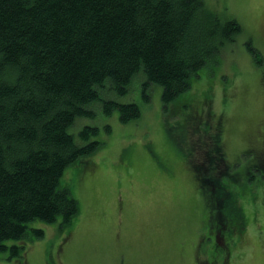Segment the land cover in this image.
<instances>
[{
	"label": "trees",
	"instance_id": "trees-1",
	"mask_svg": "<svg viewBox=\"0 0 264 264\" xmlns=\"http://www.w3.org/2000/svg\"><path fill=\"white\" fill-rule=\"evenodd\" d=\"M243 31L206 0H0V253L19 258L25 247L10 242L23 241L30 230L36 239L45 236L30 224L69 225L79 214L78 201L60 182L102 143L97 126L74 132L78 121L102 110L107 116L118 111L124 124L139 120V105L117 97L140 74L145 89L162 88L163 109L180 116V97L204 70L214 74ZM206 103L205 118L189 113L181 123V135L194 137L192 155L201 145L217 151V139L222 145L223 118L214 120L212 102ZM212 164L204 171L194 165L201 186L210 189H202L210 208L215 190L201 181ZM218 190L230 204L237 198L230 188Z\"/></svg>",
	"mask_w": 264,
	"mask_h": 264
},
{
	"label": "rangeland",
	"instance_id": "rangeland-1",
	"mask_svg": "<svg viewBox=\"0 0 264 264\" xmlns=\"http://www.w3.org/2000/svg\"><path fill=\"white\" fill-rule=\"evenodd\" d=\"M206 3L221 18H236L244 29L236 44L225 48L214 74L206 69L201 80L192 81L179 99L178 117L163 109L162 88L145 89L140 74L129 93L117 97L120 103L139 105V120L124 124L118 111L107 116L102 110L78 121L74 132L97 126L96 139L102 143L69 167L60 182L78 201L79 214L69 225L61 220L30 224L45 236L36 239L30 230L23 241L10 242L25 251L19 258L9 250L0 253V264H201L202 258L215 264H264V171L252 170L243 183L228 179L237 194L231 201L236 223L219 243L213 235L210 189L201 186L194 167L203 154L192 155L194 137L181 135L189 113L205 118L200 112L211 100L213 119L223 118L220 150L230 162L237 159L238 170L251 163L243 151H264V0ZM249 46L262 63L254 61Z\"/></svg>",
	"mask_w": 264,
	"mask_h": 264
},
{
	"label": "flooded vegetation",
	"instance_id": "flooded-vegetation-1",
	"mask_svg": "<svg viewBox=\"0 0 264 264\" xmlns=\"http://www.w3.org/2000/svg\"><path fill=\"white\" fill-rule=\"evenodd\" d=\"M211 130L212 132H215L214 126L212 125ZM262 143L264 145V140ZM220 144L221 142H219L217 139L216 143L212 145H215L217 151L206 148L196 149V151L203 154L200 162H198V166L202 171L206 169L208 163L213 162L210 168V172L208 173L207 179L204 177L201 183L215 190V196L212 199V217L214 220L213 235L219 243H223L225 242L226 234L230 229V223H228L229 225L226 223V221L228 222L227 216L230 217L231 222L233 217L229 214V210L231 209L229 208V206L231 207L230 200L227 202L228 198L222 194L221 190L218 189L229 188L228 179L232 184L243 183L246 180V176L252 170L260 169L264 171V151L258 152L253 149L243 151L244 156L251 157V163L249 166H247L244 170L241 171L237 169L239 167L238 162L236 161L237 159L230 162L229 156L225 154L224 151L220 150ZM207 260L208 259L202 258V260H200V263L208 264Z\"/></svg>",
	"mask_w": 264,
	"mask_h": 264
},
{
	"label": "bare ground",
	"instance_id": "bare-ground-1",
	"mask_svg": "<svg viewBox=\"0 0 264 264\" xmlns=\"http://www.w3.org/2000/svg\"><path fill=\"white\" fill-rule=\"evenodd\" d=\"M205 146V145H204ZM207 148V147H206Z\"/></svg>",
	"mask_w": 264,
	"mask_h": 264
}]
</instances>
